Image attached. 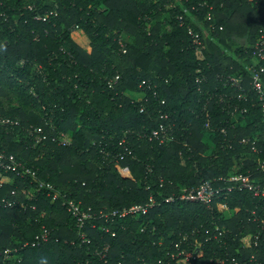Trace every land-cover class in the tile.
I'll return each mask as SVG.
<instances>
[{
    "label": "trees",
    "instance_id": "16d2710c",
    "mask_svg": "<svg viewBox=\"0 0 264 264\" xmlns=\"http://www.w3.org/2000/svg\"><path fill=\"white\" fill-rule=\"evenodd\" d=\"M263 26L264 0H0V114L20 122L0 126V147L35 173L0 169V198L26 205L0 204V250L27 241L20 264H264V200L227 189L236 173L264 184L247 69L261 62L251 49ZM160 122L164 143L148 138ZM203 181L223 188L209 204L178 198ZM150 197L146 214L99 213ZM66 199L94 215L78 227ZM42 228L48 240L30 245Z\"/></svg>",
    "mask_w": 264,
    "mask_h": 264
},
{
    "label": "built area",
    "instance_id": "2783aa9c",
    "mask_svg": "<svg viewBox=\"0 0 264 264\" xmlns=\"http://www.w3.org/2000/svg\"><path fill=\"white\" fill-rule=\"evenodd\" d=\"M208 18H210V15H208ZM188 33L192 35L193 41L196 42L198 45L200 44V36L197 32H194L191 28L188 29ZM251 55L256 59L261 61L260 63H256L253 65H249L247 67L249 73H250V80L249 84L251 86V90L255 93L258 105L261 107L262 112V122L264 124V26L259 28L258 35L253 43L252 49H251ZM118 79V75H116L114 78H112L109 81V85L111 86L113 83H115ZM227 81L230 83L231 86H234L237 89H242L241 86V78L236 76H229L227 77ZM144 83V81H143ZM238 95V97H240ZM221 100V99H220ZM163 103V101H162ZM161 118H167L166 114H161ZM20 122L18 119H11L10 117L3 116L0 114V126L3 128L7 127H15L19 126ZM208 125V123H206ZM29 136H32L35 143L43 142L47 136L45 134L41 133V129L37 127H29L26 129ZM170 127L163 122H160L157 126V128L153 129L151 133L149 134L148 138L151 139H157L160 143H164L171 139L170 133H169ZM223 132V129H222ZM53 141H56L58 144L61 145H68L70 143V137L63 133L58 132L56 136L52 137ZM125 140L122 139L119 144L124 147V152L127 154H131V149L126 146L124 143ZM242 141H246V139H242ZM252 150L255 151L254 142L252 143ZM124 154H119V157L121 158ZM258 166L260 170L264 171V159L258 160ZM118 167V170L125 172V176L129 177V172L127 168H121ZM0 169L9 170L11 172H14V174L18 176H35L34 171H32L29 167L25 166L18 158L12 154L7 153L4 149L0 147ZM122 175V174H121ZM230 184L227 185L228 190L232 189H238V190H247L249 191L254 197H259L264 200V184L260 181L253 180L250 178L247 174L242 173H236L229 177ZM39 187H48L51 188V185L49 183L44 184V182H39ZM223 190V188H214L209 182L203 181L201 182L197 187L191 188V189H183L182 192L178 195L179 199H185L187 201L191 202H201L204 204H209L213 198L220 193ZM10 194L14 196L16 194L15 190H11ZM57 193H54L53 198L57 197ZM173 196H168L166 199L167 201L173 200ZM0 204L3 206H13L15 204H22L21 201H19L17 198H11L8 199L5 196H2L0 198ZM154 204V200L152 197L149 198L148 201L145 203H134L131 204L128 207H124L122 209H112L107 212L99 211L101 216L106 217V219L113 218V217H122L127 214L131 215H142L146 214L148 212L149 207H151ZM63 205L65 206L66 210L72 215V217L75 218L76 225L78 227L82 226L84 221L86 219L91 218L94 213H92L91 208H83L80 205V202L74 200V199H66L63 201ZM224 206V205H223ZM225 207V206H224ZM22 208H26V205L22 206ZM107 230V229H106ZM112 235H115V232L112 231ZM49 238V231L46 228H42L36 235H34L33 239L30 242V245L34 246L38 244L41 241H47ZM25 244H28L26 241L22 244V246L18 247H4L2 250H0V264H20L22 258L21 254L19 252L20 248L25 246ZM108 249V246L105 245L103 247V252L101 255L104 254V252ZM194 257L192 255V252L186 253V258ZM234 264H237V261L235 258H230ZM221 262L224 261V259L220 260Z\"/></svg>",
    "mask_w": 264,
    "mask_h": 264
},
{
    "label": "rangeland",
    "instance_id": "374dc122",
    "mask_svg": "<svg viewBox=\"0 0 264 264\" xmlns=\"http://www.w3.org/2000/svg\"><path fill=\"white\" fill-rule=\"evenodd\" d=\"M71 36L72 38L76 39V40H79L81 41L84 45H87L88 43V38H87V35L82 32L80 29H76V30H73L72 33H71ZM123 40L125 42H130L131 41V37L127 36V35H123L122 36ZM132 96H134V98H139L142 96V94L140 93H133ZM121 169V168H120ZM120 172V171H119ZM121 174L123 176H125V172L121 171ZM218 207L226 214L228 215L229 214V211L221 204L218 205Z\"/></svg>",
    "mask_w": 264,
    "mask_h": 264
}]
</instances>
